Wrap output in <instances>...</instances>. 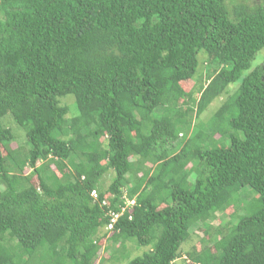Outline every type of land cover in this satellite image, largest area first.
<instances>
[{
    "label": "trees",
    "instance_id": "obj_1",
    "mask_svg": "<svg viewBox=\"0 0 264 264\" xmlns=\"http://www.w3.org/2000/svg\"><path fill=\"white\" fill-rule=\"evenodd\" d=\"M195 225L187 264H264V0L0 1V264H173Z\"/></svg>",
    "mask_w": 264,
    "mask_h": 264
},
{
    "label": "rangeland",
    "instance_id": "obj_2",
    "mask_svg": "<svg viewBox=\"0 0 264 264\" xmlns=\"http://www.w3.org/2000/svg\"><path fill=\"white\" fill-rule=\"evenodd\" d=\"M227 1L229 4H241L242 3V4H246L247 6L248 5L252 6L255 3H257V0H227ZM262 55L263 54L261 52L257 54V56L255 57L254 61L251 64L252 67H254L256 64H258L260 62V58L262 57ZM199 58H200V60H203L202 57H199ZM203 67L205 69L209 67L210 71L215 69V67L213 65L207 64V66H206L205 60L203 63ZM201 78H202V81H200V82L196 81V80L184 82L182 84V89L185 92L193 91L194 94H196L199 85L200 84L204 85L206 83L204 72H203ZM234 88L235 87H229V92L231 93V91H233ZM65 99H69V100H65ZM224 99H225V95H222L221 97L213 100L211 102V104L207 107V109L203 113H201L200 116H198V117L195 116L196 112L191 113V125H192V127H194V128L197 127L198 123H200V122H207L211 118L212 114L217 110L220 103ZM62 103H67L69 105L71 104L69 107V115L75 114L76 108H75L73 98L71 96H67V97L63 98ZM3 124L5 127L9 128L14 135L13 148L20 147V148H22V150H26L25 133L22 130H20V128L17 127L14 122H12V119L10 117H6L3 120ZM181 139L182 138L179 135V139L177 140L176 144L181 143ZM180 147H178L174 152H177L180 149ZM3 153H5V152L3 151ZM28 172H30V169L26 168L25 173H28ZM112 177H113L112 171H108L104 175V177L102 179V187L104 189L107 188ZM242 213L243 212L241 210H238V213H235L234 208L230 207V208L226 209L225 212H221L220 214H217L216 218L214 220L209 221L208 223L211 225L212 230H213V228L217 227L218 225L223 224L224 222L230 221L231 220L230 218L232 215L235 216V218H234V221H235L237 216L241 215ZM205 230H206L205 228L200 227V226L198 227L197 225H195L191 228V231H190L191 236H190L189 241H187L181 245L180 253L182 255V258L175 260L173 262V264H187L188 263V259L186 258L187 253L190 252L193 248L199 250L200 245H201V243H200L201 239H205V240L211 239L214 232L211 230V231L207 232V234H206ZM114 247H118L117 244ZM127 252H128L129 258H133L137 255H140L142 253V249H136L134 245L128 244L127 245ZM94 264H127V260H119V261L115 262L113 260H110L109 253H106L104 251L103 253H100L98 260Z\"/></svg>",
    "mask_w": 264,
    "mask_h": 264
},
{
    "label": "built area",
    "instance_id": "obj_3",
    "mask_svg": "<svg viewBox=\"0 0 264 264\" xmlns=\"http://www.w3.org/2000/svg\"><path fill=\"white\" fill-rule=\"evenodd\" d=\"M90 195L94 199L97 198V192L96 191H92ZM104 203H105V201H104ZM133 205H134V200L133 199H126L124 206H122L121 209H120V212L112 214V221L111 222L114 223L118 219V217L121 216L123 214V212L126 211V209H128L130 206H133ZM111 228H112V225H109L106 229L109 230Z\"/></svg>",
    "mask_w": 264,
    "mask_h": 264
},
{
    "label": "water",
    "instance_id": "obj_4",
    "mask_svg": "<svg viewBox=\"0 0 264 264\" xmlns=\"http://www.w3.org/2000/svg\"><path fill=\"white\" fill-rule=\"evenodd\" d=\"M0 1H13V0H0Z\"/></svg>",
    "mask_w": 264,
    "mask_h": 264
}]
</instances>
